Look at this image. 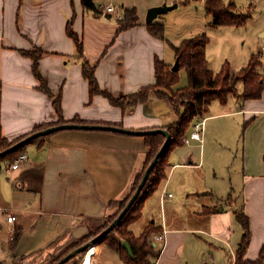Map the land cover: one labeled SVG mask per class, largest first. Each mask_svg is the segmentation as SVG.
Here are the masks:
<instances>
[{
  "label": "crops",
  "instance_id": "crops-1",
  "mask_svg": "<svg viewBox=\"0 0 264 264\" xmlns=\"http://www.w3.org/2000/svg\"><path fill=\"white\" fill-rule=\"evenodd\" d=\"M164 1L171 3L158 0L149 5ZM93 2L97 9L86 8L83 0H0V139L12 140L41 124L59 120L54 97L40 89L34 60L23 52L36 48L43 51L38 66L41 75L54 94L61 92L65 120L80 117L86 123L152 129L165 128L175 119L170 106L155 94L126 112L103 94H90L83 71L85 59L96 65L95 74L103 88L125 94L155 81L156 57L172 63L167 58L168 41L152 33L146 9L138 10L140 18L135 26L120 30L122 7L136 5L129 0ZM110 3L116 6L115 12H105L101 7ZM250 5L249 18H253L252 13L264 16V0H252ZM70 19L83 41L82 56L67 31ZM153 22L164 23L161 17ZM258 34L264 45V24ZM210 48L209 40L206 56L211 67ZM253 48L242 63L246 65L251 55L258 53L264 70V46ZM241 87L243 90V82ZM240 116L251 117L249 128L256 140L252 153H247L244 145V171L238 178L240 188H233L232 202L216 183L209 184L206 175L190 172L203 167L207 147H212L207 133L203 143L192 139L185 143L188 150L178 145L170 151L167 178L154 201L153 194L145 200L142 216L129 226L136 236L150 223L168 230L165 247H154L158 254L150 255L148 264L236 261L243 235L237 209H243L251 221L252 236L245 258L259 256L264 245V90L259 98L231 94L226 102L215 99L205 114L207 124ZM213 128L214 133L227 137L224 128L217 124ZM24 152L29 160L19 168L12 169L9 163L5 171L0 168V260L9 264L49 262L83 236L90 221L107 220L116 212V205L110 201L131 193L147 162L149 146L144 135L69 128L52 133L44 141L29 143ZM154 202H160L158 218L153 216ZM214 206L216 210H212ZM171 207L178 209L174 217L168 215ZM8 208L17 216L14 222L8 221ZM15 233H19L17 242ZM107 246L93 244L89 254L90 247L64 264H126L119 252Z\"/></svg>",
  "mask_w": 264,
  "mask_h": 264
},
{
  "label": "trees",
  "instance_id": "trees-1",
  "mask_svg": "<svg viewBox=\"0 0 264 264\" xmlns=\"http://www.w3.org/2000/svg\"><path fill=\"white\" fill-rule=\"evenodd\" d=\"M83 4L86 8L97 9L93 0H83ZM205 11L212 17V21L210 22L211 26L224 24L242 25L246 23L251 15V10L239 12L237 11L236 3L234 1L225 2L224 0H205ZM139 18L140 15L136 6L122 7V15L119 18L120 30L135 26ZM148 26L154 35L166 39L168 43L171 44L175 51V57L176 59H179L180 62L178 70L172 69V63L156 57L155 81L142 86L134 92L125 94L120 91L110 92L103 88L95 74L96 65H92L86 59L83 61L84 76L89 80L90 94L92 96L98 93L103 94L112 104L120 106L126 112L137 104L146 102L152 94H155L159 98L167 101L177 113V118L175 117L172 122L165 126V128H167L172 135L171 142L168 144L163 155L159 158L150 172V175L139 196L119 223L106 236L96 242V244L107 243L111 248L119 252L121 258L126 264H148L149 256L158 254V251L155 250L154 245L150 242V237L152 233L160 231L161 227L156 226L155 223H150L143 229L140 235L136 236L129 226L132 222L138 220L142 216V209L144 207L145 200L149 198L158 186L167 178L169 167L168 155L174 147L184 144L183 137L189 129L192 121L197 116H205L211 103L215 99H219L221 102H226L230 94H236V83L239 81L243 82V90L238 96L243 99L259 98L262 96L264 90V76H262L258 70V67L261 66L258 53H253L248 63L239 69L233 68L231 63L226 60L220 70L215 72L210 67V62L206 56V46L210 40V37L206 33L184 38L179 44H174L173 42H169L165 36L164 23L151 22L148 23ZM67 31L74 39L78 54L82 56L84 50L83 41L78 32L73 29L72 19H70L67 25ZM23 52L33 58V69L41 81L40 89L54 97L53 104L59 114V120L57 122L41 124L37 126L34 131L64 122H87L80 117H75L70 121L64 119L62 113L61 92L54 94L49 88L46 79L43 78L39 71V58L43 54V51L36 48L34 50H24ZM182 68H185L187 71L189 83L186 86L174 88L180 80L179 71ZM54 132L38 136L21 145L14 151L0 156V168L2 161L11 164L22 152L26 150L29 143L44 141L45 138ZM30 133L12 140L1 138L0 150L10 147ZM144 137L147 145L149 146L148 159L144 169L137 175L133 189L127 197L122 200L110 201V204L112 205L116 203L120 204L119 211L110 215L108 219L105 220V223L97 220L90 221L88 223V231L83 236L77 238L73 243L68 245L59 255L51 259L47 264H55L64 255L101 233L120 213L139 185L146 167L166 140L165 134L161 132L145 134ZM227 199L230 202L233 201L231 195H228ZM216 209L217 206H214L212 210ZM236 218L243 228L242 239L237 249L236 264H264V245L262 246L259 256L256 259L249 260L245 258L252 236L251 221L249 215L246 214L243 209L236 210ZM18 238L19 233H15L13 237L14 241L17 242ZM124 240H128L130 242L134 252V257L131 256L127 249L123 246L122 242ZM39 253L41 252H38L35 255ZM0 264L9 263L7 261L0 260Z\"/></svg>",
  "mask_w": 264,
  "mask_h": 264
},
{
  "label": "rangeland",
  "instance_id": "rangeland-1",
  "mask_svg": "<svg viewBox=\"0 0 264 264\" xmlns=\"http://www.w3.org/2000/svg\"><path fill=\"white\" fill-rule=\"evenodd\" d=\"M133 2V5L143 11L146 9V13L149 7L153 5H149L158 0H129ZM171 2L169 4H173L175 2L178 3V6L172 10H169L166 13H163L159 17L164 22L165 25V36L169 39V42H173L175 44L180 43L184 38L192 37L194 35H202L206 33L210 37V56H211V67L213 70L218 72L222 67L223 63L228 60L232 67L235 69L241 68L243 65L242 59L245 56L246 52L253 50V46L257 44L260 46H264L262 41V37L259 36L258 30L260 26L264 24V16L262 14H254L253 18H249L246 23L242 25H219L211 26L210 22L212 21V17L209 16L205 11V0H167ZM225 2L234 1L237 4L238 10L241 12L248 11L249 7H251L250 3L252 0H224ZM118 2V1H117ZM165 2V1H164ZM120 6V5H119ZM253 8V7H252ZM258 15H261L260 17ZM259 17V18H258ZM168 51L169 60H171L172 64L175 63V51L170 43H168ZM262 48V47H259ZM259 72L262 76H264V70L261 66L258 67ZM180 80L177 83V88L186 86L189 83L188 74L185 71V68L180 69L179 71ZM241 82L236 83V94L242 91ZM231 95V94H230ZM162 99V98H160ZM164 100V99H163ZM165 101V100H164ZM170 106V113L177 118L176 111L171 107V105L165 101ZM183 110V108L181 107ZM211 111H214L212 108ZM202 118V117H200ZM194 121V120H193ZM193 121L186 131V133L190 132L193 127ZM252 122L251 117L248 119L234 118V117H225L218 118L215 120H210L208 124L205 121L204 125V134H208L207 140H210L209 143L216 144L215 149H211L212 147H207L205 154V162L203 167L198 169L190 170L191 174L195 176L206 175L207 180H210L209 184L216 183L220 190L226 194V196L233 194V190H238L240 188L239 179L242 176V172L244 171V160L243 153L245 150L250 151L252 153L253 147H255V135L250 131V123ZM217 124L220 128H224L227 134V137L223 136V134L219 135L214 133L213 125ZM250 131V132H249ZM229 132V134L227 133ZM225 133V132H224ZM234 133V134H233ZM217 134V135H216ZM233 134V135H232ZM186 145L185 143L183 144ZM210 146V145H209ZM184 149L188 150L189 147L185 146ZM250 153V154H251ZM6 162L2 161L1 166L2 170L5 171ZM180 169L179 171H181ZM3 183H5L6 176L3 178ZM239 182V183H238ZM160 185L154 191V197L158 194ZM234 188V189H233ZM204 192V191H203ZM201 193V192H199ZM177 194V192L175 193ZM198 195V193H197ZM193 197H197L195 194ZM153 204L154 213L153 216L158 218L160 212V202ZM116 212L120 209V204L116 203ZM188 205L185 206V208ZM192 208V207H191ZM115 212V213H116ZM178 209L171 207L168 211V215L174 217L177 215ZM105 223V221H103ZM141 222L135 224L136 230L138 229V225ZM140 232V231H138ZM94 238V237H93ZM91 240V239H90ZM96 244V243H94ZM107 244V243H105ZM107 247H110L109 245ZM106 253H109L108 251ZM48 262H41L40 264H47ZM120 264H124L123 262Z\"/></svg>",
  "mask_w": 264,
  "mask_h": 264
},
{
  "label": "water",
  "instance_id": "water-1",
  "mask_svg": "<svg viewBox=\"0 0 264 264\" xmlns=\"http://www.w3.org/2000/svg\"><path fill=\"white\" fill-rule=\"evenodd\" d=\"M178 6V3L175 2L173 4H168L167 2H164L162 4H157L153 5L148 8L147 13H146V21L148 23L153 22L157 17L162 15L163 13L168 12L169 10H172ZM180 67V62L179 59H176L175 63L172 66L173 70H178ZM69 128H83V129H106V130H114V131H119V132H125V133H130V134H136V135H145L149 133H155V132H161L165 134L166 140L159 149V151L156 153V155L153 157L151 162L148 164L146 167L144 174L142 176V179L137 186L136 190L132 194V196L129 198L127 201L126 205L123 207V209L120 211V213L115 217V219L98 235H96L94 238L91 240L87 241L86 243L78 246L77 248L73 249L66 255H64L62 258H60L55 264H64L66 263L69 259H71L73 256H75L78 253H82L85 250H87L91 245L99 241L101 238L106 236L118 223L119 221L123 218V216L126 214V212L129 210V208L132 206V204L135 202L137 197L139 196L140 192L142 191L149 175L150 172L152 171L153 167L159 160V158L163 155L164 151L166 150L168 144L171 142L172 135L170 131L167 128H152V129H130V128H125L121 127L119 125H112V124H101V123H76V122H64V123H59V124H54L47 126L45 128L39 129L37 131H34L27 135L26 137L22 138L15 144L11 145L10 147L0 150V156H3L11 151H14L15 149L19 148L21 145L29 142L30 140L41 136V135H46L54 131L62 130V129H69ZM86 229V227H84ZM123 246L127 249L129 254L134 257V252L132 249V246L128 240H124L122 242Z\"/></svg>",
  "mask_w": 264,
  "mask_h": 264
},
{
  "label": "built area",
  "instance_id": "built-area-1",
  "mask_svg": "<svg viewBox=\"0 0 264 264\" xmlns=\"http://www.w3.org/2000/svg\"><path fill=\"white\" fill-rule=\"evenodd\" d=\"M101 7L105 8V12H115L116 6L113 3L108 4L107 6L101 5ZM202 117V118H200ZM206 117L205 116H197L194 121V127L188 135H184L183 141L186 144H189L192 139H198L201 143L204 142V125H205ZM29 157L27 153L22 152L11 164L10 167L12 169L19 168L24 162L28 161ZM172 195V193H169ZM7 218L9 222H14L17 218L16 214L12 212L11 208L7 209ZM167 232L166 228L153 233L150 237V242L156 247L158 250H162L167 242ZM91 248L87 251V254L91 251ZM210 264H220L216 261H212ZM231 264H236V261H233Z\"/></svg>",
  "mask_w": 264,
  "mask_h": 264
},
{
  "label": "bare ground",
  "instance_id": "bare-ground-1",
  "mask_svg": "<svg viewBox=\"0 0 264 264\" xmlns=\"http://www.w3.org/2000/svg\"><path fill=\"white\" fill-rule=\"evenodd\" d=\"M92 252H94V248L92 249Z\"/></svg>",
  "mask_w": 264,
  "mask_h": 264
}]
</instances>
